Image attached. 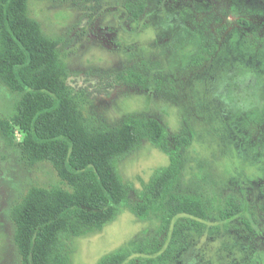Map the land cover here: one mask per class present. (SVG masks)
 <instances>
[{
	"label": "rangeland",
	"instance_id": "374dc122",
	"mask_svg": "<svg viewBox=\"0 0 264 264\" xmlns=\"http://www.w3.org/2000/svg\"><path fill=\"white\" fill-rule=\"evenodd\" d=\"M130 3L144 4L139 18H130ZM28 14L60 41L66 82L86 116L107 126L155 117L175 144L183 142L172 145L181 156L173 190L201 197L209 215L201 222L172 216L166 199L137 213L171 157L145 139L116 161L128 185L117 215L64 238L70 264L118 254L123 264H264V85L255 96L254 86L219 78L231 42L264 69V0H28ZM19 98L0 81V116L11 120ZM19 139L0 134V264H21L13 205L32 184L60 183L51 163L21 158ZM232 196L258 230L219 219ZM173 238L158 259L155 247Z\"/></svg>",
	"mask_w": 264,
	"mask_h": 264
},
{
	"label": "trees",
	"instance_id": "16d2710c",
	"mask_svg": "<svg viewBox=\"0 0 264 264\" xmlns=\"http://www.w3.org/2000/svg\"><path fill=\"white\" fill-rule=\"evenodd\" d=\"M127 9L130 18L137 19L144 4L130 3ZM223 56L222 84L244 82L243 86H254L255 96L260 94L264 69L248 61L234 42ZM67 74L60 41L44 33L28 14V0H0V81L20 95L13 118L0 116V134L11 139L18 133L21 158L29 163H51L60 179L51 185L32 184L11 209L21 264H70L64 238L100 228L117 215L128 185L116 161L145 139L171 152V157L169 166L134 206L137 213L166 199L172 216L202 219L199 222L208 219L201 197L178 195L173 190L181 156L180 151H172V145L178 148L183 142L175 144L155 117L130 116L116 126H107L86 116L66 82ZM237 200V196L228 200L219 219L226 223L240 220L249 231L258 230L255 218ZM175 240L155 247L154 252L161 250L158 259H166ZM124 260L125 255L118 254L101 264H123ZM153 261L148 258L145 264Z\"/></svg>",
	"mask_w": 264,
	"mask_h": 264
}]
</instances>
